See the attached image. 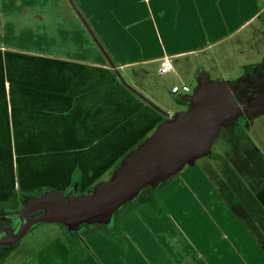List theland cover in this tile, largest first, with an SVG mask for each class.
Segmentation results:
<instances>
[{
	"label": "crops",
	"instance_id": "1",
	"mask_svg": "<svg viewBox=\"0 0 264 264\" xmlns=\"http://www.w3.org/2000/svg\"><path fill=\"white\" fill-rule=\"evenodd\" d=\"M56 2L0 0V25H12L7 29L10 39L30 40L46 31L52 20L49 15H56L48 12L50 7L58 8L61 3L63 15L72 18L80 17L78 7L95 34L91 36L104 42L118 76L119 70L133 66L146 68L148 73V64L159 63L161 68L163 59L171 56L174 70L165 74L185 81L178 61L204 54L208 61L195 70L196 79L199 72L212 79L207 64L224 63L223 74L218 75L226 77L220 81L229 82L227 78H242L246 66L264 62V0ZM25 49L0 48L2 222L28 198L50 189L66 191L74 184L75 193L87 194L111 176L123 155L168 119L112 71H104L100 79L90 64L66 63L49 69L47 59L33 58L31 49ZM191 65L181 70L186 76ZM69 67L78 73L76 79L66 76ZM57 73L59 80H54ZM105 82L110 84L107 88ZM177 84L170 88L172 95H178L171 92ZM263 105L252 100L249 110ZM259 114L264 113L251 115L253 126L242 115L223 127L219 138L226 128L235 131L227 139L224 136L229 144L211 153L217 136L207 154L186 164L165 186L163 182L154 188L163 184L152 193L159 200V210L148 200L139 202L110 226L85 223L88 227L81 228L76 241L68 237L74 231L61 223L65 232L35 248L18 264H264V115ZM245 123L263 139H257L254 131L250 134ZM262 123L263 129L257 130ZM79 152L94 158L96 153H111L102 158L104 164H97L90 156L87 163L81 162ZM100 168L104 172L97 174ZM179 187L192 191L177 192ZM189 199L195 202L193 213L179 207ZM103 225H107L105 230L99 229ZM174 225L184 243L171 235ZM195 238L198 244L192 246ZM208 250L216 256L209 258Z\"/></svg>",
	"mask_w": 264,
	"mask_h": 264
},
{
	"label": "water",
	"instance_id": "2",
	"mask_svg": "<svg viewBox=\"0 0 264 264\" xmlns=\"http://www.w3.org/2000/svg\"><path fill=\"white\" fill-rule=\"evenodd\" d=\"M95 40L100 45L98 39ZM109 61L113 65L111 59ZM119 76L127 87L168 119L153 135L128 152L111 178L94 186L91 194L77 196L71 190L64 195L48 190L28 198L21 210L9 216L16 224L14 228L0 223V245L16 244L40 222L62 223L74 232L85 223L111 225L114 212L134 200L145 187L156 188L178 174L186 164L207 154L221 129L242 116L247 106L245 98L236 97V92L247 83L231 86L226 81H212L206 73L199 72L196 88L185 99L187 110L171 116ZM41 211V215L32 216Z\"/></svg>",
	"mask_w": 264,
	"mask_h": 264
},
{
	"label": "rangeland",
	"instance_id": "3",
	"mask_svg": "<svg viewBox=\"0 0 264 264\" xmlns=\"http://www.w3.org/2000/svg\"><path fill=\"white\" fill-rule=\"evenodd\" d=\"M57 0H52L53 4L56 5ZM75 5V4H74ZM58 8H49L48 12L50 14L55 13L56 15H49V24L47 25V29L42 34H37V38H32L30 40H20L16 38L10 39L9 32L7 31L8 27L12 28V25H0V48L6 47L11 48L15 50H23L25 47V51H28V49H31L32 57L37 59H47L48 67L49 69L51 66L53 68L57 66L61 67L62 65L67 64H79V65H95L97 68V78L102 79V77L105 75L104 71H112L113 75L116 73V65L112 61L110 55L106 51L104 47V42L102 40H98L103 50H105V54L102 51L100 45L97 43V41L93 38L91 35H95L91 26L87 23L85 17L83 16L81 10L76 7V10H78L80 17L75 16V18L72 17H66L64 16L65 7L59 3ZM77 12V11H76ZM73 13V12H72ZM68 14V13H67ZM90 31V33H89ZM47 35V36H46ZM226 47V46H225ZM220 49V48H219ZM218 49V50H219ZM217 50V51H218ZM24 51V50H23ZM204 54H195L190 56L186 59H180L178 62L179 64V72L182 76L185 77V81L176 80L172 77L171 74H160V64L159 63H151L148 64L147 70L150 72L146 73V68H143L141 66H133L124 70H119V74L121 77L125 80V82L141 92L145 97H147L151 102H153L159 109H161L163 112L170 114L171 116H174L175 114L187 110L188 106L182 103V100L178 99V95H172L170 93V88L172 84L177 82V85L182 86L183 84H187L193 89L197 86V79L195 77V70L198 68V66L205 65L204 61L205 59ZM109 59H111L110 63ZM186 61V62H185ZM208 61V60H206ZM189 62V63H187ZM33 63H38L33 60ZM192 64L193 69L187 74H184L182 68L186 70L187 65ZM207 66L210 67V76L212 81H220L224 78H226L224 75H218L219 73H222L224 63L214 64L210 63V65L207 64ZM207 68V67H206ZM257 69V70H256ZM74 70H78V68H74ZM72 68L69 67L66 69L65 72L68 74L66 75L68 79L72 80L77 76V72H71ZM152 71V72H151ZM117 74V73H116ZM223 74V73H222ZM193 75V76H192ZM259 76L258 80H254L255 76ZM187 80V77H191ZM119 80L122 82L121 78L118 76ZM54 80H59V73L55 75L53 78ZM76 79V78H75ZM230 81H236L233 79H228ZM237 80H242L241 82L249 84V86L243 87L241 90H244V92L249 93L252 97H255L254 100L259 102L260 104H264V62H259V64H254L250 67L248 72L246 74ZM110 84L105 82L103 84L104 87H108ZM254 88V90L251 88ZM96 88H100V86L97 85L96 82ZM100 88L99 90H101ZM191 91V93H192ZM181 93V92H180ZM243 93V92H242ZM102 94H97V97L101 96ZM153 96V97H152ZM180 102H179V101ZM257 111H260V113H264V105L260 106ZM264 115V114H259ZM261 118L264 121V116H261ZM252 121L251 125L253 126V118H249L248 122ZM264 123V122H263ZM263 123L257 127V130L263 129ZM249 124V123H248ZM248 124L245 123V127L249 131L250 134L254 131L253 129L248 128ZM233 128V127H232ZM231 127L226 128L223 130L222 135L220 138L215 140L213 149L211 153H215L220 148H224L223 145H227L230 142H228L226 139L235 134V131ZM221 132V131H220ZM254 134L256 135L257 139H263L260 132L257 134L254 131ZM220 135V133H219ZM226 137V139L224 138ZM147 139V138H146ZM146 139H144L141 143H143ZM141 143L136 145L135 147L139 146ZM133 147V149L135 148ZM131 151V150H130ZM128 151V152H130ZM127 152V153H128ZM111 153V152H110ZM110 153H96L95 157L91 153H78V160L81 162L87 163L89 156L90 158L93 157L95 159V162L98 164L100 161L102 163V158H106L107 154L110 155ZM126 153V154H127ZM49 155H52L54 153H48ZM123 155L119 163H121L122 159L126 156ZM216 154V153H215ZM214 154V155H215ZM100 155V156H99ZM213 155V156H214ZM99 157V158H98ZM199 161V160H198ZM54 162V161H51ZM200 162V161H199ZM104 164V163H102ZM199 164V163H198ZM50 165V162L48 163ZM104 169L100 168L99 171H96L97 174H101ZM111 178V176L107 177L105 180L97 182L94 186L98 185L101 182L108 181ZM172 178H169L167 181H165L163 184L165 186L166 182H169ZM163 184L161 185L163 187ZM71 187H69L66 191H59V192H65L64 195H67L71 190L74 189V184H70ZM159 187L157 190L154 188H151L150 186L145 187L140 195L132 200L126 203L122 208L117 210L115 212V215L113 217V222L116 220V218L129 207H135L139 202H145L147 201L150 206H154V208H157L159 210V200L157 197H155L152 193L154 191H160L162 187ZM193 187V185H192ZM54 190V189H50ZM74 191V190H73ZM153 191V192H151ZM177 192H186V194L189 191H192L190 188L183 189L182 187H179L176 189ZM146 192H149L150 195H146ZM75 193V192H74ZM75 195H80L75 193ZM148 196H150L148 198ZM187 196V195H186ZM148 198V199H147ZM179 198H181V195H179ZM162 202L163 199H160ZM195 201V200H194ZM26 201L22 204L20 210L25 205ZM164 203L168 202L164 200ZM182 206H179L180 208H183L186 210V213H193V205L195 202H192L189 200H183L180 202ZM197 208V206L195 205ZM161 210V209H160ZM185 212H182L181 215H184ZM197 214V213H194ZM9 217V216H8ZM8 217L7 219L8 221ZM180 218V217H179ZM182 223L181 219L178 220ZM198 222V221H197ZM8 223V222H6ZM14 227V224H12ZM196 225V223L194 224ZM107 225L98 226L99 229H104ZM110 226V225H109ZM175 228H173L172 236H176V239H179V241L183 242V239L181 237L180 233L181 231L178 229L179 227L174 225ZM187 226V225H186ZM83 227H88V224H84ZM97 227V226H96ZM182 227H185L182 223ZM184 229V228H183ZM65 232V228L62 226L61 223H47V222H40L32 226L29 231L23 236V238L17 242L16 244L9 245V246H1L0 247V264H18V262L21 259H24L26 255H28L30 252H32L35 248L39 247L40 245L45 244L48 240H50L53 236L59 235L61 232ZM82 229L78 232H68V237L74 241H76V238L81 237ZM78 236L75 238V236ZM217 235H213V238L215 239ZM194 238V236H193ZM194 244L192 246H195L198 244L199 238H195ZM73 241V242H74ZM184 243V242H183ZM198 247H201L198 245ZM192 248V247H190ZM192 250V249H191ZM209 258H212L211 256H216V253L214 251L208 250L207 251Z\"/></svg>",
	"mask_w": 264,
	"mask_h": 264
},
{
	"label": "built area",
	"instance_id": "4",
	"mask_svg": "<svg viewBox=\"0 0 264 264\" xmlns=\"http://www.w3.org/2000/svg\"><path fill=\"white\" fill-rule=\"evenodd\" d=\"M173 70H174L173 58L171 56L165 57L163 59V61H162V65H161V68H160V73H162V74L170 73ZM191 91H192V88L189 85H187V84H183L182 86L174 85L172 87V89H171V92L173 94H180L181 95V100L184 101V102H186L185 99L187 97L192 95Z\"/></svg>",
	"mask_w": 264,
	"mask_h": 264
},
{
	"label": "flooded vegetation",
	"instance_id": "5",
	"mask_svg": "<svg viewBox=\"0 0 264 264\" xmlns=\"http://www.w3.org/2000/svg\"><path fill=\"white\" fill-rule=\"evenodd\" d=\"M242 83H244V82H241V83H239V84H242ZM245 86H249V84H247V85H245ZM244 86V87H245ZM243 88V87H242ZM241 88V89H242ZM251 88H252V86H251ZM239 90V91H237L236 92V97L238 98V99H241V98H245V100L247 101V106H246V108L244 109V112H243V118L244 119H246V121H247V123H249L248 122V120H249V118L251 117V115L255 112V111H257V109L259 108H255V109H253V110H249V108H251V102H252V100H254V98L255 97H252L249 93H247L246 94V92H244V90ZM253 90H254V88H252ZM243 92V93H242ZM43 212L41 211V212H38V213H36V214H34V215H32L33 217H36V216H38V215H40V214H42ZM3 220L1 219V222L0 223H2V224H5L6 222H9L8 223V226L10 227V228H14V227H12V224H14V226L16 225L15 224V222L13 221V223L11 222L12 221V219H9V221H7L6 219L4 220V222H2ZM7 225V224H6Z\"/></svg>",
	"mask_w": 264,
	"mask_h": 264
},
{
	"label": "trees",
	"instance_id": "6",
	"mask_svg": "<svg viewBox=\"0 0 264 264\" xmlns=\"http://www.w3.org/2000/svg\"><path fill=\"white\" fill-rule=\"evenodd\" d=\"M252 65H249V66H246L245 67V72H248V70L250 69V67H251ZM239 83H241V80H236V81H229L228 82V84L229 85H235V84H239ZM179 101V100H178ZM180 102V101H179ZM182 103H184L185 105H187L188 106V104L186 103V102H184V101H182ZM119 165H120V163H118V165L116 166V168H118L119 167ZM115 168V169H116ZM112 173H113V171L111 172V175H112ZM93 192V187L91 188V189H89L88 190V192H87V194H91ZM41 215V214H40ZM1 219V218H0Z\"/></svg>",
	"mask_w": 264,
	"mask_h": 264
}]
</instances>
